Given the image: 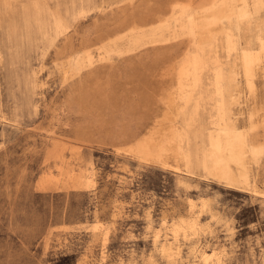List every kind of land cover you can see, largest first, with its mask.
Wrapping results in <instances>:
<instances>
[{
  "label": "rangeland",
  "instance_id": "374dc122",
  "mask_svg": "<svg viewBox=\"0 0 264 264\" xmlns=\"http://www.w3.org/2000/svg\"><path fill=\"white\" fill-rule=\"evenodd\" d=\"M253 20L252 0H0V264H202L197 248L264 264V37L240 34ZM216 40L210 104L192 49Z\"/></svg>",
  "mask_w": 264,
  "mask_h": 264
},
{
  "label": "bare ground",
  "instance_id": "6f19581e",
  "mask_svg": "<svg viewBox=\"0 0 264 264\" xmlns=\"http://www.w3.org/2000/svg\"><path fill=\"white\" fill-rule=\"evenodd\" d=\"M262 1L263 0H252L253 9H254V20L252 23L253 26L252 25L249 26L246 23V24H242L240 27V29H242V32L240 34L242 36L243 45L245 47L259 46L261 40L264 37V22L261 15ZM222 46H223V42H221L220 40L218 41L216 40L210 48L195 47L192 49V52L195 53V55L192 56L193 73H194L192 92L196 96H203L206 103H210V104L215 103L214 68L221 63ZM164 166L178 172L181 171L180 167L168 163H164ZM92 181L93 180L90 177L86 178V182H85L86 189L91 187ZM253 191L255 192V194L262 196L264 198V191H260L255 187L253 188ZM190 205L193 208L196 207V204L194 202H190ZM200 210L198 212V216L195 218L182 217L179 220L175 221L173 224H171V235L175 241H179V237L181 236L188 237L190 235L189 234L190 232L193 234L195 233L197 234V231L200 228V218H201ZM109 224L103 223L101 221H98L95 224H93L95 231L102 232V240L104 245H106L108 241V235L111 228ZM160 236H161L160 231H158L155 235V242L159 240ZM159 250L163 255L174 257L175 255H178L180 253L181 247L180 246L175 247L173 244L170 243H163L159 247ZM195 253L199 255V259L202 264L224 263L223 253L217 251L216 249H212L211 251H209L207 249L197 248L195 250Z\"/></svg>",
  "mask_w": 264,
  "mask_h": 264
}]
</instances>
